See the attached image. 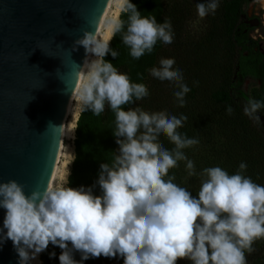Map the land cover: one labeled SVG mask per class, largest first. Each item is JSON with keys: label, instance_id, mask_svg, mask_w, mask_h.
<instances>
[{"label": "clouds", "instance_id": "clouds-1", "mask_svg": "<svg viewBox=\"0 0 264 264\" xmlns=\"http://www.w3.org/2000/svg\"><path fill=\"white\" fill-rule=\"evenodd\" d=\"M218 7L219 0H207L196 5L197 14L204 18ZM121 9L128 14L127 23L110 21V36L122 34L133 59L151 54L158 42L173 43L169 20L157 23L155 17L141 16L132 0H123ZM79 47L85 50L80 67L87 68L79 92L82 110L100 116L107 105L115 114L112 134L117 154L111 165H99L92 187L59 186L26 193L16 180L0 183V209L4 210L0 244L12 242L18 264H30L50 244L61 250L59 264H84L101 256L123 264H177L183 259L191 264H246L245 252L264 239V185L243 174L244 162L231 175L219 166L203 169L196 196L174 183L169 170L181 161L186 162L188 176L197 175L184 149L199 140L178 131L187 117L149 113L139 107L124 110L122 106L149 95L146 85L131 82L105 59L119 55L110 47V38L100 41L85 31L75 41L74 48ZM174 66L173 59L162 58L150 74L178 89L174 96L184 107L190 88ZM262 110L264 101L252 98L243 109L257 124H264L259 116ZM232 111L229 106L228 114ZM161 137L174 147L165 148ZM96 185L100 195L93 193ZM77 252L79 261L74 258Z\"/></svg>", "mask_w": 264, "mask_h": 264}, {"label": "trees", "instance_id": "trees-1", "mask_svg": "<svg viewBox=\"0 0 264 264\" xmlns=\"http://www.w3.org/2000/svg\"><path fill=\"white\" fill-rule=\"evenodd\" d=\"M252 0H219L214 14L204 17L206 31L196 38L191 32L192 24L199 18L196 5L207 0H132L141 16L155 17L157 23L169 20L172 25L174 41L171 45L158 42L151 54L133 59L121 35L112 38L110 47L116 50L117 58L107 55L106 60L113 63L121 73H126L131 82L146 85L149 95L143 100L122 106L124 110L137 107L142 110L164 112L168 115L186 116L181 134L196 138L199 144L184 149L188 159L195 165L197 175L188 176L185 161L170 169L174 183L187 188L196 196L201 187L203 169L219 166L230 175L239 170L241 162L247 164L243 173L253 182L264 185V127L244 114L247 100L237 98L235 77H248L260 83L252 99L264 101V51L260 42L250 38L252 28L246 24L247 8ZM120 20H128L122 12ZM126 30V27H125ZM162 58L173 59L175 69L183 73L184 83L190 88L185 95V105L180 107L174 96L176 89L167 82H161L150 74L159 67ZM231 106L232 114L227 108ZM264 117V110L259 113ZM115 114L106 105L100 116L91 111L80 114L74 142L75 158L68 178V187H92L98 179L99 165H111L117 154L115 143ZM165 148L174 147L166 137L160 138ZM100 195L99 186L93 188ZM253 251L245 252L246 264H264V239L256 240ZM56 257L50 258L49 253ZM61 250L51 244L41 254L42 264H59ZM79 261L80 254L74 253ZM84 264H123L119 259L104 257L89 259ZM177 264H191L178 260Z\"/></svg>", "mask_w": 264, "mask_h": 264}, {"label": "water", "instance_id": "water-1", "mask_svg": "<svg viewBox=\"0 0 264 264\" xmlns=\"http://www.w3.org/2000/svg\"><path fill=\"white\" fill-rule=\"evenodd\" d=\"M113 0H0V183L26 193L50 188L61 155L62 119L83 79L85 31L100 36ZM4 210L0 209V227ZM10 240L0 264H18Z\"/></svg>", "mask_w": 264, "mask_h": 264}, {"label": "bare ground", "instance_id": "bare-ground-1", "mask_svg": "<svg viewBox=\"0 0 264 264\" xmlns=\"http://www.w3.org/2000/svg\"><path fill=\"white\" fill-rule=\"evenodd\" d=\"M123 4V0H113L111 5L109 6L108 10L104 14L103 18L100 21V36L97 38L100 41L105 40L106 38H110V42L113 37L110 36V24L109 22L112 20L120 19L122 9L121 5ZM262 5H263V12H264V0H262ZM89 60L92 58L89 57ZM87 76V68L85 67V72L83 79L62 119V125L66 129V131L61 135V155L55 170V174L51 183L50 188H55L56 182L58 179L61 180L62 182H66L68 177V170L69 166L71 165V152L75 151V147H70V148H65L64 146V141L67 139L70 142H75L76 138V127H77V122L79 120L80 114H81V104L79 101V92L81 90V87L83 83L86 80ZM71 118V123L68 125L67 120ZM73 155V154H72ZM64 158L65 161L63 163L62 168L59 167V164L61 162V159ZM70 171V170H69ZM59 185V184H58ZM61 185V184H60ZM42 254V253H41ZM41 254L38 255V257L34 260L31 261V264H42L41 263Z\"/></svg>", "mask_w": 264, "mask_h": 264}, {"label": "rangeland", "instance_id": "rangeland-1", "mask_svg": "<svg viewBox=\"0 0 264 264\" xmlns=\"http://www.w3.org/2000/svg\"><path fill=\"white\" fill-rule=\"evenodd\" d=\"M245 21H246V24H248L252 28V31H251L252 35L258 38H260L261 36L264 40V12H263L262 0H252L251 1L250 5L247 8V18L245 19ZM206 28L207 26H206L204 18L199 17L192 24L191 32L193 36H195L196 38H200V36H202L205 33ZM262 48L264 51V42L262 44ZM259 87H260V83L258 81L248 78V77L245 78V77L237 76L235 77V89L233 93L237 98L245 99L248 101L250 98H252L254 92L258 90ZM81 112H82V108H81ZM260 119L262 122H264V117H260ZM70 123H71V118L67 120V124L69 125ZM262 125L264 127V124ZM64 146L66 149L70 147H74V143L66 139L64 141ZM71 156H72L71 165L69 166L70 171L68 170L69 172L68 177L70 176V173H71L72 164L75 158V151L71 152ZM64 161L65 159L62 158L59 164V167L61 166L60 168H62ZM67 181L61 183V180L58 179L56 182L55 188L59 186H65V187L68 186Z\"/></svg>", "mask_w": 264, "mask_h": 264}, {"label": "flooded vegetation", "instance_id": "flooded-vegetation-1", "mask_svg": "<svg viewBox=\"0 0 264 264\" xmlns=\"http://www.w3.org/2000/svg\"><path fill=\"white\" fill-rule=\"evenodd\" d=\"M250 38L253 40V41H255V42H260V44H261V48H262V44H263V42H264V40H263V38L260 36V38H258V37H255L254 35H252V33H250ZM263 49V48H262Z\"/></svg>", "mask_w": 264, "mask_h": 264}]
</instances>
